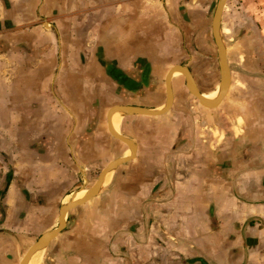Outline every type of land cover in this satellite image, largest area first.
Masks as SVG:
<instances>
[{
  "label": "crops",
  "instance_id": "0c3cea01",
  "mask_svg": "<svg viewBox=\"0 0 264 264\" xmlns=\"http://www.w3.org/2000/svg\"><path fill=\"white\" fill-rule=\"evenodd\" d=\"M216 1L0 0V264H17L64 201L130 154L109 107L161 109L174 65L200 94L219 85ZM246 6L225 0L219 15L229 84L213 106L177 70L165 111L114 115L134 156L67 210L50 264H135L127 254L152 230L154 250L178 264H264V120L249 103L264 85L248 76L264 67L238 60L264 37Z\"/></svg>",
  "mask_w": 264,
  "mask_h": 264
},
{
  "label": "water",
  "instance_id": "95a60500",
  "mask_svg": "<svg viewBox=\"0 0 264 264\" xmlns=\"http://www.w3.org/2000/svg\"><path fill=\"white\" fill-rule=\"evenodd\" d=\"M224 1L225 0H217L216 1L214 11H213V14L211 17V35L213 37V41H214V44H215L216 49H217L219 68H220L219 92H218L215 100L212 103H208V102L203 101V99L201 98V94L196 90L194 83L191 80L187 69L183 65H174L167 71V73L165 74V77H164L165 101H164V106L161 109L150 110V109L141 108V107L132 106V105H112L111 107H109V109L107 110V113H106L108 130L113 137L121 140L122 142H124L129 147L130 154L128 156L118 157V158H115V159L109 161L104 166V168L98 173L96 181L86 190L84 196L81 199L71 201L70 203H67V204L60 205L59 209H58L56 226L52 230H50L49 232L45 233L44 235L39 236L33 243H31L28 246V248L24 251V253L20 257L17 264H24L29 259L30 255L33 253V251H35L37 248L43 247V249H44L45 246L63 228V216L67 212V210H69L70 208H72L73 206H75L77 204H80L81 202L86 200L88 197L92 196L94 194V192L97 190L98 186L101 183L103 176L105 175V173L107 171H109L111 168L115 167L116 165L121 164V163L131 159L134 156V146H133L132 141L123 137L120 134L115 133L112 130L111 125L109 124V117L113 113V111H115L117 109H122L123 111H125V113L145 114V115H155V114H159V113H162L163 111H165L171 103V90L169 87V79H170V76L175 69H178L181 72V74L183 75L184 84H185V87L187 88V90L192 95H194L196 97V99L198 100V102L203 106H206V107L213 106L215 104V102L225 93V91L228 87V84H229V72H228V67H227L226 60H225V52H224L222 43H221L219 35H218V30H217L219 15H220L221 9L223 7Z\"/></svg>",
  "mask_w": 264,
  "mask_h": 264
},
{
  "label": "rangeland",
  "instance_id": "374dc122",
  "mask_svg": "<svg viewBox=\"0 0 264 264\" xmlns=\"http://www.w3.org/2000/svg\"><path fill=\"white\" fill-rule=\"evenodd\" d=\"M245 1L247 3V6L245 8V12L250 13V11L253 10L251 13L252 21H254L255 25L257 26V29L259 30L260 35H262L264 37V0H245ZM228 42H229V40H228ZM260 53H262V54H260ZM262 56H264V50L263 49H261V50L256 49L252 53H248V56H247L248 61L247 62H245L244 57H242L240 55L238 57L239 58L238 60L240 61V63L242 64V66L244 68H249V69L254 68L255 70H260L259 69L260 66L264 67V62L262 61V59H260ZM248 76H250L249 79L253 76L259 77V80H258L259 82H257L256 85H258V86L264 85V75L262 73H258L255 75L254 74L248 75ZM236 83L238 86H242V82L240 81V79ZM175 85H176V82L173 81V85H172L173 88L175 87ZM217 85H216V87H217ZM175 91H176V93H179V91H177V90H175ZM249 103H251V107L253 110H257V108H261L260 115L263 116V117H261V119L264 120V97L258 96L257 94H253V96L249 99ZM257 114H259V112L253 111L254 116H256ZM263 158H264V156H263ZM262 162L264 163V159L262 160ZM151 228H153V226H151ZM151 234H153V230L151 232H149V235L147 237H145L144 241H142V245H143L142 247H144L145 251L142 248H140L142 250H140V249H138L137 251L132 250L131 252H129L127 254L128 259L135 260V264H153V259H156V260L162 259L165 262H166V259H170V260L174 259L173 264H178V262H181V259H179L178 257H175L173 254H171L169 252L157 253V251L154 250V247H153L154 246L153 245V235H151ZM25 241L26 240L24 239V242L22 243L20 248L23 249L25 247V243H26ZM53 241H55L54 238L51 240L50 244L46 245L45 248L43 249L40 264L42 262H45L48 264H50L52 262V259L54 257V249L52 247V245H54ZM1 257H2V254H0V258ZM14 261H15V259H14Z\"/></svg>",
  "mask_w": 264,
  "mask_h": 264
},
{
  "label": "bare ground",
  "instance_id": "6f19581e",
  "mask_svg": "<svg viewBox=\"0 0 264 264\" xmlns=\"http://www.w3.org/2000/svg\"><path fill=\"white\" fill-rule=\"evenodd\" d=\"M177 70L178 69H175L173 71V73H172L173 77H177V75L179 74V71L176 72ZM218 92H219V85H217V87L215 89H213L212 91H210L208 93L201 94V98L205 102L212 103L214 101V98L217 96ZM158 109H160V108H158ZM119 112H122L123 114L125 113V111H123L122 109H117V110L113 111V113L109 117V124L111 125V128L115 133H117L118 129H119L120 115H119V118H116L115 120H112V119H113L114 115H116ZM112 121H113V123H112ZM128 154H129V150L126 152L125 156H127ZM108 173H109V171L105 175L102 183L104 182ZM85 191H86L85 188L78 190L75 194H73L74 196H70L66 201H64L63 204H67V203H70L71 201L81 199L84 196ZM42 253H43V247L37 248L35 251H33V253L30 255L29 259L24 264H40L41 258H42Z\"/></svg>",
  "mask_w": 264,
  "mask_h": 264
}]
</instances>
